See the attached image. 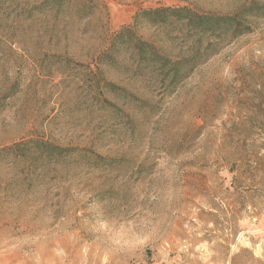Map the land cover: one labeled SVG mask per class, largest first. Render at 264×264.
Instances as JSON below:
<instances>
[{
    "label": "rangeland",
    "instance_id": "rangeland-1",
    "mask_svg": "<svg viewBox=\"0 0 264 264\" xmlns=\"http://www.w3.org/2000/svg\"><path fill=\"white\" fill-rule=\"evenodd\" d=\"M45 1L0 0V150L71 151L0 152V264H264V18L172 93L125 70V53L88 73L133 12L253 0H103L108 19ZM138 33L166 53L194 41ZM103 79L126 93H101Z\"/></svg>",
    "mask_w": 264,
    "mask_h": 264
},
{
    "label": "trees",
    "instance_id": "trees-1",
    "mask_svg": "<svg viewBox=\"0 0 264 264\" xmlns=\"http://www.w3.org/2000/svg\"><path fill=\"white\" fill-rule=\"evenodd\" d=\"M44 3L59 13L65 6L69 5L72 8L75 0H46ZM99 11L103 12L107 19L109 18L107 6L103 0H81L76 10L84 15L85 19L91 18ZM260 18H264V7L254 0L236 13L228 15L201 13L187 6L141 9L132 16L130 24L122 25L106 40L103 49L92 59L95 70L88 66V73L98 78L101 75L100 66L117 67L121 55L125 53L129 61V65L123 66L125 70L138 77L147 75L156 87L172 93L194 73L196 68L217 52L219 44L250 33L253 20ZM141 26L149 29H163L167 33H185L194 41L187 53H166L153 41L139 35L138 29ZM201 37L209 39L206 45L201 43ZM101 82V85L100 83L95 85L101 93L116 91L126 93L125 89L106 79ZM6 98L7 96L3 97V99ZM32 144H43L57 155H64L71 151L69 148L29 140L5 147L0 152H9L18 159H25Z\"/></svg>",
    "mask_w": 264,
    "mask_h": 264
},
{
    "label": "crops",
    "instance_id": "crops-1",
    "mask_svg": "<svg viewBox=\"0 0 264 264\" xmlns=\"http://www.w3.org/2000/svg\"><path fill=\"white\" fill-rule=\"evenodd\" d=\"M135 14V12H133V14L130 16V18H129V21H131V19H132V16Z\"/></svg>",
    "mask_w": 264,
    "mask_h": 264
}]
</instances>
